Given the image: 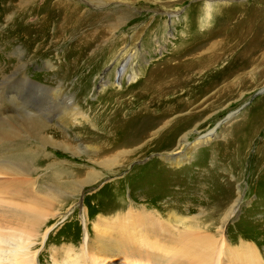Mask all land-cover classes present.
Wrapping results in <instances>:
<instances>
[{"label": "rangeland", "instance_id": "374dc122", "mask_svg": "<svg viewBox=\"0 0 264 264\" xmlns=\"http://www.w3.org/2000/svg\"><path fill=\"white\" fill-rule=\"evenodd\" d=\"M63 1L68 2V9L86 12L83 16L74 12L73 17L82 19L74 24L66 10L55 17L60 9L47 7L45 0L27 1L29 6H23L22 0H0V83L4 85L6 76L14 75L19 67L26 70L24 76L28 78L20 98L17 95L14 102L8 98L0 101L1 112L9 115L0 127V161L10 167L24 165L25 171L30 167L34 184L28 189L33 194L62 190V197L51 210L43 211L45 221L41 225L18 226L25 224L0 211V232L30 238L37 250L36 263L52 264L54 258H60L53 256V249L83 250L85 222L88 236L93 237L95 217L98 212L111 214V206L118 200L112 192L120 187L127 200L140 197L163 213L172 209L187 218L198 215L215 239L221 226L223 238L232 245L249 241L264 255V160L250 173L248 161L234 170L228 158L236 145L237 150L247 145L241 140L233 145V137L246 135L247 124L257 127L264 113V0ZM207 3L213 11L211 16L189 32L185 22L195 14L198 19V9L205 11ZM28 8L33 12L22 11ZM22 13L25 17L19 20ZM39 13H46L45 21H37ZM188 37L197 40L192 42ZM189 44L208 48L206 52L213 59L201 62L200 58L186 60L188 56H184L179 62L165 63L171 52ZM127 58L126 75L118 88L115 69ZM134 70L138 74L128 79ZM157 77L161 83L155 84ZM105 78L108 83L100 87ZM147 79L151 82L146 83ZM145 83L162 87L166 91L164 101L153 104L151 114L137 118L134 112L140 105L130 100V94L121 96L124 107L119 110L126 118L130 116L125 121L129 123L125 131L130 135L118 138L119 132L111 133L112 127L100 112L107 105L115 107L110 101L120 96L117 92ZM5 84L10 87L17 83L11 80ZM52 88L60 90L59 98H52ZM113 91L116 94L110 100L107 94ZM67 104L75 110H65ZM170 107L178 112L165 113L164 121L192 113L170 128L175 135L190 133L182 152L191 143H198L186 158L175 163L163 156L167 150L163 143L172 141L167 134L159 140L151 141L150 137L127 145L145 130L146 122L155 123L160 111ZM33 119L43 122L41 136L50 142L42 144L22 128ZM208 132L207 138L196 140ZM258 141L264 142V124L256 128L250 152L261 151ZM117 144H121L119 148ZM115 155L120 156L117 162L121 166L111 169L99 164ZM56 170H63L58 173L59 180L54 179ZM115 182L118 184L113 185ZM28 189L27 199L32 196ZM236 200V210L222 223L218 220L222 208ZM138 257L88 252V260L94 264L103 259L111 264H152L143 254Z\"/></svg>", "mask_w": 264, "mask_h": 264}, {"label": "bare ground", "instance_id": "6f19581e", "mask_svg": "<svg viewBox=\"0 0 264 264\" xmlns=\"http://www.w3.org/2000/svg\"><path fill=\"white\" fill-rule=\"evenodd\" d=\"M27 1H31V3L34 2V0H22L23 6H29ZM45 2L47 3V7L49 6L53 9H60V11L57 10L55 17L59 16L60 14V16H62V11H70L72 21L75 20L74 24L81 15L83 16L86 13L82 10L79 11V8H74L73 10L68 9V2L66 4V2L64 3L63 0H56V2L53 3H50V1L48 2L47 0H45ZM22 11H25V13L29 14V12H33V8L24 9ZM74 12L80 13V16L73 17ZM212 12L213 11L210 10L209 3H207V8H205V11H200V9H198V14H200L198 19L195 14L194 16H190V20L185 22L186 25L189 24L188 31L190 32L189 28H193L194 30H196L199 25L202 26L204 22H206V19H209ZM36 15L37 21H40L42 19L43 22L46 20V13L43 16L41 14V16H39L38 14ZM23 17H25L24 13L20 15L19 20H22ZM188 38L191 39L192 37ZM193 40H197V38L194 39L193 37L192 42ZM191 45L192 44H189V46H186L184 48H177L175 51L171 52L165 63L171 64V61L179 62L181 57L184 56H188L186 60L200 58L201 62H203V60L207 61L213 59L212 56L210 54H207L206 52L208 48H203L201 45ZM128 60L129 59L127 58L121 61L119 63L120 66L117 67L118 69H115V75L117 76L116 87L118 88L122 86V81L126 75ZM19 66H22V64H20ZM190 68L191 66L189 65V68H187V70ZM14 73V75H10V73V76H6V79L4 80V85H1L0 83V101H2L3 98H8L11 102L16 101L17 98L15 100H13V98H15L21 93L22 88L28 87L25 85V79L28 80V78H25L24 76L26 70L23 67H19L14 71ZM143 73L145 75L146 71H144ZM137 74L138 73H136V70H134L132 74H130L129 76L127 75V78H135ZM148 76L151 77L150 74ZM11 80L15 81L17 84L9 87L5 83ZM154 80H156L155 84L161 83V79H159L158 77ZM148 82H151V80L147 79L146 83ZM106 83H108L107 78L102 81L100 87H103ZM146 83L143 87L130 85L125 89V91L117 92L120 96L116 97L113 100H111V96L116 93H114L113 91L111 94H107L109 99L111 100L110 103L115 104V107L113 105L112 107H114V110L111 111L110 109L112 107L110 105H107L106 107H104L103 112H100V115L103 116L109 126L112 127L110 128V130L112 129L111 133L113 135L114 132H119L118 138H122V136H127L129 134L125 131L129 123L125 124V121L130 120V116L126 118V116L123 115V111L119 110L124 107V105L122 104V100L119 101L121 96L124 97L130 94L132 97H130V100H134L137 105H140V107L134 112V115L137 118H143L144 116L151 114V111L153 109L152 105L157 103L156 106H158L162 101H164L163 96L166 91L160 86H154L153 84L146 85ZM261 92L262 90H260L258 93ZM51 94L53 96L52 98H59L60 90L52 88ZM17 97L20 98V95ZM145 100H148V102L143 104ZM186 104L188 105V103ZM67 106H69V104L64 105L65 110H69L70 112L75 110L74 107L67 108ZM174 111L176 113L178 112L175 107L165 108L164 111H160V117L156 118V122H146L145 130L140 135H138L136 139H130V142H127V145L129 146L136 144L142 141L143 139L145 140L150 137L151 141L159 140L167 134L170 138V141L172 138V141L169 143H167V141L163 143L164 140L162 141L163 147L167 149L165 150L166 153L163 156L169 158L172 162L175 163H177L182 158H186L187 154L193 148L198 146V143L196 141L193 144L191 143V145L187 146L185 152H182V147L185 146V143L190 133L183 132V134L175 135L174 131V133H171L172 131H170V128L173 127L172 125H174L176 121H181L182 119L180 118H184L187 115H191L192 113L190 112L185 116L176 115L173 116L174 119L172 121H170V119L164 121V119H166L164 114L167 113V115H169L175 113ZM26 113L28 116L34 115L30 112ZM8 116L9 115H7L6 113H2L0 110V127L2 126V120H7ZM261 117V121L258 123L257 127L259 126V124H264V113ZM27 124L25 127H22L26 132H29L30 134H33L35 138L37 137L38 139H40L42 144H45L49 141L47 137L41 136V132L43 130V122L41 120L33 119L30 120ZM246 127L247 134L241 135L240 137H233L232 144H238V141L241 140L247 145H242L243 147L239 146L242 147V149L239 150H237L236 145V149L231 151V153L229 154L227 153L229 155V157H227L230 158L229 160L234 163V170H236V167H239V169H241L240 165H244L245 161H248L246 165H251V167H246V169L251 173L252 170L253 172H255L257 167H259L262 161L264 160V142L258 141L257 145L259 148H261V151L256 152L258 154V157L257 154L250 152L248 148L252 144V142L250 141L257 127L255 125L248 124L246 125ZM113 128L115 129V131ZM120 132H123V134L121 135ZM10 134H12V132ZM209 135L210 132L199 136L196 140H200L205 137L207 138ZM177 137L180 138L178 141ZM115 141L114 145L117 143ZM176 141L178 143L177 146L174 147L173 145H175ZM120 145L121 144H117V146L115 147L119 148ZM112 148L115 149L114 146ZM251 156L253 157V161L256 162L255 167H253ZM118 157L120 156L115 155L109 158H104L102 161L99 162V164L105 168L108 167L111 169H115L117 166H121L120 161L117 162ZM51 162L54 165L58 163H56L55 161ZM4 163L5 165L3 164V161H0V211L3 214L10 213L11 216H14L17 219L16 221H22L25 224H19L18 226L33 227L41 225L45 221V217L42 218L43 211H47L48 209L51 210L52 204L54 202H57L58 198L62 197V190L53 189L54 193L50 190H47V192H36L35 194H33V191L29 190L33 189L34 184L33 179L29 177L31 176V168L28 167V171H25L23 169L24 165L18 168L10 167L11 165L6 166V162ZM257 163H259V165H257ZM62 171L63 170H56V172L54 173V179L59 180L58 173H61ZM114 184H118V182L113 183V185ZM27 189L32 193V196L28 197V199L27 196L29 194L27 195L25 192ZM122 192L123 190L121 191L120 187L114 189V191L112 192V194L114 193L115 195H117L118 200H115L113 205L111 206V214H107L105 212H98L99 214H97L94 223L92 224L94 228L93 237L88 236L86 232V222L84 220L85 231L84 236L82 237L83 242L81 248L83 250L73 253L70 248H67V250L64 249L65 252L58 251L59 248H52L53 251H55L53 256H60L59 259L54 258L52 264H94L90 263L88 260V252H92V250L102 251L105 253L113 252L117 255H127L130 257H138L140 256V254H143L147 257V260H149L152 264H215L219 256L221 258L218 264H264V255L260 253L258 247L255 244H253L252 242L250 243L249 241H241L239 245H232L230 242H228L227 239L223 238L221 226L218 228L219 235L215 239V234L210 233L206 226L201 225V222L197 219L198 215H192L191 217L189 216L190 218H187L184 216L176 215L172 209H169L166 213H163L162 209L154 208L150 204L143 203L140 197L129 198L128 200L125 199ZM24 193L25 196L23 195ZM29 205L31 206L29 207ZM164 206L168 205L164 204ZM236 206L237 200L235 201V203H231L226 208H222L224 212L220 218L218 217V220H221V222L225 224L229 217H231L232 213H234V211L236 210ZM31 208L35 209L31 210ZM49 215L50 214H48L47 217ZM52 217L53 216L50 215V218ZM219 236L221 239H219ZM34 243L35 242L30 240V238H21V234L12 231H9L7 233L0 232V261L5 264H17L18 262H23V264H37V250L33 249V247L35 246ZM84 245L87 248L86 251L84 250ZM112 263L115 264L114 262ZM96 264L111 263L108 259H103L101 263Z\"/></svg>", "mask_w": 264, "mask_h": 264}]
</instances>
